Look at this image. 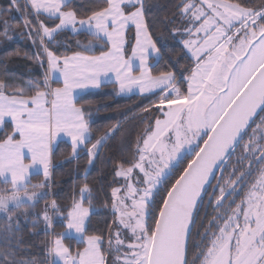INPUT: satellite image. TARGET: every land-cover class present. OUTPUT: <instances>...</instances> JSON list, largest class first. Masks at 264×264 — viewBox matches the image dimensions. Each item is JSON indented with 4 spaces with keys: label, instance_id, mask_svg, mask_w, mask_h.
<instances>
[{
    "label": "snow or ice",
    "instance_id": "6c2138e0",
    "mask_svg": "<svg viewBox=\"0 0 264 264\" xmlns=\"http://www.w3.org/2000/svg\"><path fill=\"white\" fill-rule=\"evenodd\" d=\"M14 13L34 49L24 58L42 72L20 83L0 58V264H264V0H9L0 45ZM178 37L176 56L166 42ZM101 77L147 101L140 123L106 183L90 185L86 168L68 203H48L37 189L49 187L61 135L91 167L121 131L92 142V110L75 99ZM98 191L110 219L89 233ZM41 225L52 238L38 258L26 235Z\"/></svg>",
    "mask_w": 264,
    "mask_h": 264
},
{
    "label": "trees",
    "instance_id": "16d2710c",
    "mask_svg": "<svg viewBox=\"0 0 264 264\" xmlns=\"http://www.w3.org/2000/svg\"><path fill=\"white\" fill-rule=\"evenodd\" d=\"M9 0H0V6H7ZM155 3L164 4L168 0H154ZM155 11V10H154ZM162 14V13H161ZM10 23L14 26L13 39L11 42L0 45V58L8 57V63L6 72L9 76L15 77L18 82L23 83L30 79L40 77L42 69L34 62L25 59L24 54H31L34 49L31 43L26 37H21L17 33L21 31V28L16 26L21 22V16L19 14H12L9 18ZM81 41L85 40L82 35ZM87 39H91L90 37ZM177 40L169 39L166 44L168 48L175 49V55H180V45ZM69 43H72L69 40ZM63 51V49H61ZM19 53V55H17ZM96 54H99L98 51ZM183 64L184 61L181 60ZM160 67H163L161 64ZM158 70L154 67V71ZM5 69L3 67L2 60H0V79L3 78ZM80 103H86L92 110L90 117V124L92 126V142H95L96 138L103 135L108 129L119 124L121 125V131L116 133L114 137L109 139L104 147L100 150V156L96 159L94 165L89 167L87 165L86 153L81 151L78 158H71V142L68 140H61L55 146V155L53 157L54 168L51 174V180L47 189H37L38 192H42V195L47 196V202L50 203L52 198H56L58 203H68L67 197L73 190L74 185H80L84 182L85 169L87 168V182L90 185L99 189L102 183L101 177L110 172V159H114L120 156L123 151L127 150L128 143L127 137L130 130L136 127L140 123L142 118L139 112V105L147 103L146 100H142L139 95L130 97L119 96L117 90H115L111 83L103 85L97 91L87 94L78 100ZM43 180L42 175L35 174L32 176V184L40 183ZM2 186V184H0ZM31 191V189H29ZM110 192V189H107ZM53 194H55L53 196ZM105 194L104 191H98L97 199L94 201L95 207L92 209L91 221L88 223L89 233H93L98 230V226L102 225L106 219H110V211L105 207ZM45 199H40L36 204L35 211L39 212L45 206ZM20 212L24 209L19 210ZM211 211V209H208ZM204 209H201L203 214ZM14 216H19V212L12 213ZM21 224L24 227L25 233L29 231L27 225L23 224V217H20ZM7 223V218L3 214H0V227ZM56 232L64 230L65 222L62 219L57 218L55 221ZM51 236L46 237L43 229V225L37 230L36 235L27 236L26 240L34 244L36 247L32 249L34 255L38 258L44 257V245L43 241L51 239ZM68 242V240H66ZM73 247H75V240L71 239ZM0 247H3V242H0ZM52 259V258H50Z\"/></svg>",
    "mask_w": 264,
    "mask_h": 264
},
{
    "label": "rangeland",
    "instance_id": "374dc122",
    "mask_svg": "<svg viewBox=\"0 0 264 264\" xmlns=\"http://www.w3.org/2000/svg\"><path fill=\"white\" fill-rule=\"evenodd\" d=\"M109 76H111V78L114 80L115 79V76H114V74H112V73H110L109 74ZM101 79H102V85L103 84H107V83H110L109 82V80H108V78L107 77H101ZM100 89V88H99ZM98 89H86V90H84V91H80V90H77V92H76V94H74L75 95V99L78 101L81 97H83V96H85V95H87V94H90V93H92V92H94V91H97ZM137 94H135V93H128V94H119V96H121V97H130V96H136ZM63 136H65V135H61L59 138H58V140H57V142H56V145H57V143L62 139V138H64ZM65 138H67V140H69L70 141V138L69 137H67V136H65ZM71 142V141H70ZM54 167V166H53ZM41 194H42V192H40ZM27 203V202H26ZM71 239H74V240H76V238H72L71 237ZM66 240H67V238H66ZM67 242V241H66ZM52 259H54V258H52Z\"/></svg>",
    "mask_w": 264,
    "mask_h": 264
},
{
    "label": "crops",
    "instance_id": "0c3cea01",
    "mask_svg": "<svg viewBox=\"0 0 264 264\" xmlns=\"http://www.w3.org/2000/svg\"><path fill=\"white\" fill-rule=\"evenodd\" d=\"M107 84H108V83H107ZM103 85H105V84H103ZM103 85H102V86H103ZM63 137H64V138H62L61 140H67V138H65V136H63ZM61 140H60V141H61ZM68 141H69V140H68ZM69 142H70V141H69ZM80 153H81V152H80ZM53 166H54V165H53ZM53 166H52V170H53ZM35 174H37V173H36V172H33V173H32V176L35 175ZM51 174H52V171H51ZM87 226H88V225H87ZM73 237L76 238L75 236H73ZM73 237H72V238H73Z\"/></svg>",
    "mask_w": 264,
    "mask_h": 264
}]
</instances>
